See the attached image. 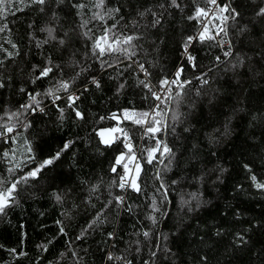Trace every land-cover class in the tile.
<instances>
[{
  "label": "trees",
  "instance_id": "16d2710c",
  "mask_svg": "<svg viewBox=\"0 0 264 264\" xmlns=\"http://www.w3.org/2000/svg\"><path fill=\"white\" fill-rule=\"evenodd\" d=\"M96 2L19 0L0 18V116L21 110L29 93H40L43 109L20 117L29 126H18L14 140L0 138V180L7 186L71 142L54 165L19 184L15 202L0 213V264H124L109 255L132 264H264V189L255 186L264 183V15H258L264 0H217L239 16L227 21L226 35L216 33L219 20L208 25L204 40L200 19L189 17L198 6L211 7L206 0H177L179 8L171 0H104L102 9ZM81 3L83 9L75 7ZM116 8L103 21L92 19L97 11ZM156 19L161 23L154 25ZM84 20L87 27H81ZM113 24L114 33L136 37L131 59L93 55L94 39ZM189 36L196 37L188 45L193 61L184 52ZM102 61L112 67H102ZM47 66L48 76L36 79ZM180 68V82L190 83L175 84L171 102L155 100L140 83L159 93L161 80L176 79ZM61 81L69 82L67 92L56 91ZM50 88L60 97L55 103L46 95ZM73 94L79 96L75 109L68 100ZM157 104L156 118L162 116L166 127L156 139L174 153L171 163L167 155L161 163L160 152L147 162L145 150L155 140L133 122ZM125 110L131 119H124ZM109 127L127 131L145 157L140 192L118 187L119 175L111 169L125 149L122 137L110 146L102 142L99 130ZM117 170L123 175L122 167ZM161 180L167 199L158 191Z\"/></svg>",
  "mask_w": 264,
  "mask_h": 264
},
{
  "label": "snow or ice",
  "instance_id": "6c2138e0",
  "mask_svg": "<svg viewBox=\"0 0 264 264\" xmlns=\"http://www.w3.org/2000/svg\"><path fill=\"white\" fill-rule=\"evenodd\" d=\"M19 0H0V18H3L4 16H6V14L8 12H10L12 10V6L14 3H18ZM33 3H37L40 5L45 4L46 0H32ZM60 2L62 3L63 0H60ZM207 5L211 6L206 8L203 7H197L194 16L189 17V19H200V18H209V14L211 13V20L210 22H215L216 20H219L220 23L216 25V27L218 28V33H224L225 35L227 34L226 31V24L227 21L229 19L235 20L238 16L239 13L236 11L235 8H232L230 5L225 4L223 6H220L217 2V0H206ZM104 4V0H97L95 7L97 9H102ZM171 5L179 8L180 4L177 3V0H171ZM86 5L81 3V4H77L75 5L76 8L78 9H83ZM161 7H163V5H161ZM19 9H17L18 11ZM120 11L119 8L116 9H109L107 13H104L102 11H97L96 13L93 14L92 19H98L100 21H103L105 19V15H108L109 17H111L114 13H118ZM217 13H219V15H217ZM225 13H227V15H225ZM153 16H156V13H152ZM258 15H264V8H261ZM89 21L88 20H84L82 22L81 27H87ZM154 25L161 23L160 19H156L154 20ZM6 27V26H5ZM116 27V24H113L111 27H105L104 28V32L103 35L100 37H96L94 39V43H93V47H92V53L93 55H95L98 59L101 57H104L105 55L108 54H119L121 56L127 57L128 59H131V56L135 55V45L133 44V41L136 39L135 36L133 35H123L122 33L118 34V33H114L113 29ZM4 31V27H0V32ZM91 31V29H89L87 32L84 33L85 36H88L89 32ZM209 31L207 24L204 25V30L200 33L199 35V39L200 40H204L206 38L205 34ZM52 30H49V35L51 36ZM208 39H215V36H208ZM196 39V37H192L189 36L187 38V41L185 42V46H184V52L185 55L187 56V59L189 61H193L194 57H192L191 55L188 54V45L191 44L194 40ZM44 43H47V41H44ZM59 43L61 45H63L65 43V41L63 39H61L59 41ZM13 48H15V45H13ZM230 52H226L225 55H230ZM9 56L12 55L11 52L8 53ZM219 59V57L217 58ZM117 62H118V57H117ZM102 67H112V64L107 62V61H102ZM139 69L145 73V75H148L147 70L144 68L143 64H139ZM52 71V66H47L45 67L43 70L40 71V75L36 78V79H40L42 77H47L48 74ZM183 71L182 68L177 69L176 72V79H173L171 81L164 79L161 80V85L162 86H166V87H162V90L167 94L166 98L165 97H161L159 93L153 91L152 86L145 82V81H140L141 85L145 88H147L149 90V92H151L153 98L157 101H159L160 103H164V102H171L174 98L171 94V87L170 85L172 84H178V86L180 88H183L185 84L190 83L189 81H183L180 82L179 77L181 75V72ZM35 82V81H33ZM92 82L96 85L97 88L100 87V83L99 81H97L95 78H93ZM208 81L207 80H203L202 79V83L206 84ZM123 84L120 85L121 88H123ZM5 87V83L3 81H0V88ZM69 82L67 81H61L56 85V91L59 90H64L65 92H67L69 90ZM21 91H24V89H21ZM40 93H36V94H32L29 93V103L21 105V110H18L16 112L13 113H6L4 116H0V138L5 139V141L7 142V140L9 138L11 139H15L14 137V133L16 131V128L18 126H23V127H28L29 124L26 122H23L20 120V117L27 112H35L37 110L39 111H43L42 108H40V102L37 99V96H39ZM46 95L52 96L53 97V102L55 103L56 100L60 99L59 96L55 95V92L53 91V89H48ZM79 99V96L76 95H69L68 96V100H69V107H72L75 109V103L76 101ZM181 99V94L179 92H177L175 94V101L177 102V105L179 103ZM160 107V104H157L156 109H158ZM156 109H153L151 113L149 112H142L139 113V118L135 119L133 122L136 125H140L144 128V136L146 137H150L152 139L155 140V146L149 149H146V153H147V162L148 163H152L155 159V153L160 152V156H161V160L160 162L163 163V157L165 155H167L168 159H169V163H171V157L174 155V153L172 152V150L167 146V144H163L162 141H160L159 139H156V134L161 132L166 125L163 122V117L161 116L160 119L156 118ZM63 111L64 109H60L61 112V118L63 117ZM128 110H125L124 112V119H131V117L127 114ZM75 115L80 118L83 119V114L76 110L75 111ZM113 119H117L116 115L113 114L112 116ZM103 119V118H102ZM106 131H111L113 133H120V136L115 137V140H120L121 137L122 142H123V146L125 151L121 152L115 160V163L112 167V172L117 173V175H119V185L118 187L121 189H126V188H131L132 190L136 191V192H140L142 191V189L139 187L138 183H137V178L138 175L141 171V159H144V155L143 153H140L138 155L139 150L137 148H135V146L132 143V138L129 135V133L127 131H125L124 129H121L119 127L110 129V130H106ZM101 137H102V142L105 143L106 145H111V143L115 142L114 140H108V139H103V133L101 132ZM71 142H66L64 143L63 147L56 151L53 155H51L50 157L46 158L43 160L42 163H39L38 166L32 168L30 171H28L26 173V175L21 176L19 179H14L11 181L10 184H7L6 186V182L3 180H0V213H4L5 209L12 203L15 202V193L17 191V187L19 184L21 183H27L29 178H35L37 177L43 169L47 168L48 166L54 165L60 158L61 155L64 151H66L69 146H70ZM27 151L29 153L27 160L28 162H31L32 160H34L35 158L31 155L33 149L31 146H29L27 148ZM4 157L7 158L9 156L8 152H4L3 153ZM133 165V168H129V164ZM117 166H120L123 168V175H120L118 170H117ZM15 167H19V165H15ZM247 167V165L245 166ZM14 168H10L9 172L12 173L14 171ZM157 179H160V172L157 171ZM251 179L256 182L257 181V177L255 175H253L251 177ZM255 186L258 189H264V183H260L257 182L255 183ZM158 191H161L162 195L164 196L165 199H167V190L165 188V185L163 183V181L161 180V184H160V189H158ZM57 199L59 200L60 197L57 196ZM116 202L118 205H124L125 204V199L122 196H117L115 197ZM185 203H188L187 201H185ZM128 210L131 211V207L128 206ZM153 211L154 212H158L159 208L156 207V201L153 200ZM150 219H152L153 223L156 222L155 217H150ZM59 223V221L57 222ZM95 223V222H94ZM93 227L92 224L89 225V228ZM61 232L64 231L63 228L60 229ZM87 231V229L85 230ZM83 235V233H82ZM114 233H108V236L111 238L113 237ZM150 233L148 231L143 232V236L145 238L149 237ZM81 237H77V239H80ZM241 239H243V237H241ZM49 243H51V241H49ZM46 249V246H42ZM157 247H159L157 245ZM15 251V250H12ZM137 251H139V249H137ZM152 256H156V252H152ZM108 259L111 261L113 259H121L124 261V264H132L131 261L126 260L125 257H113L111 255H109ZM145 264H147V262H145Z\"/></svg>",
  "mask_w": 264,
  "mask_h": 264
},
{
  "label": "built area",
  "instance_id": "2783aa9c",
  "mask_svg": "<svg viewBox=\"0 0 264 264\" xmlns=\"http://www.w3.org/2000/svg\"><path fill=\"white\" fill-rule=\"evenodd\" d=\"M210 20H211V13L209 14V18H207V19H205V18H202L201 20H200V22H199V24L202 26V29H204V25L205 24H207V26L208 25H210V24H213L214 22H210ZM218 28L216 29V33H218ZM219 34H223V33H219ZM173 79H175L174 77L173 78H171L169 81H171V80H173ZM175 84H172V85H170V87H171V89H172V87L174 86ZM166 87V86H165ZM165 92L163 91V90H160L159 91V94H160V96L161 97H164V94ZM129 168L131 169V168H133V165L130 163L129 164Z\"/></svg>",
  "mask_w": 264,
  "mask_h": 264
},
{
  "label": "rangeland",
  "instance_id": "374dc122",
  "mask_svg": "<svg viewBox=\"0 0 264 264\" xmlns=\"http://www.w3.org/2000/svg\"><path fill=\"white\" fill-rule=\"evenodd\" d=\"M113 128H116V127H109L108 128H102L99 130V135L101 137V132L103 133V139H108V140H114L115 141V137H117L118 134L120 133H113L111 131H106V130H110V129H113ZM101 140H102V137H101Z\"/></svg>",
  "mask_w": 264,
  "mask_h": 264
},
{
  "label": "bare ground",
  "instance_id": "6f19581e",
  "mask_svg": "<svg viewBox=\"0 0 264 264\" xmlns=\"http://www.w3.org/2000/svg\"><path fill=\"white\" fill-rule=\"evenodd\" d=\"M202 18H200V20H201ZM200 20H199V22H200ZM200 25V24H199ZM199 28H200V30H199V33H201L204 29H202V26L200 25L199 26ZM217 29V28H216ZM154 109H156V107L154 108Z\"/></svg>",
  "mask_w": 264,
  "mask_h": 264
}]
</instances>
